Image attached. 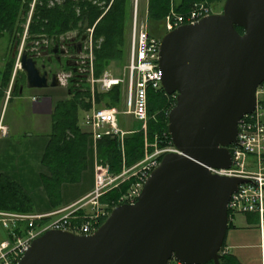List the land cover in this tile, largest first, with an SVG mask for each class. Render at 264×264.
Wrapping results in <instances>:
<instances>
[{"label": "water", "instance_id": "1", "mask_svg": "<svg viewBox=\"0 0 264 264\" xmlns=\"http://www.w3.org/2000/svg\"><path fill=\"white\" fill-rule=\"evenodd\" d=\"M21 64L29 88L59 87L58 74L42 72L36 55L24 51ZM159 66L164 91L177 95L168 131L179 152L165 154L138 201L113 208L94 234L49 230L19 264H222L229 200L247 180L210 168L231 167L238 123L258 103L264 0H226L222 12L167 32Z\"/></svg>", "mask_w": 264, "mask_h": 264}, {"label": "built area", "instance_id": "2", "mask_svg": "<svg viewBox=\"0 0 264 264\" xmlns=\"http://www.w3.org/2000/svg\"><path fill=\"white\" fill-rule=\"evenodd\" d=\"M133 31L131 37L130 60L127 66L126 78L118 77L110 71H105L101 78L94 79L102 91H109L114 86L127 82L128 111L143 128L149 121L148 96L150 91L164 92L162 73L160 71L161 38L152 36L139 27V0L134 1ZM217 12L202 3H197L187 14L172 11L166 17L167 32L186 24H195ZM22 55V54H21ZM20 55V56H21ZM19 56L20 60L21 57ZM78 74L81 78L88 77L93 68L88 66V59L82 55L77 57ZM22 67V64H21ZM92 67V66H91ZM60 86H68L74 73H59ZM94 89V86H93ZM264 94V82L257 90V96ZM176 100L177 95H168ZM251 114L245 115L238 123L236 143L230 149L232 165L229 169L210 168L215 175L240 177L247 182L238 185V190L232 194L228 205L229 221L236 214H255L258 223L264 230V105L259 101ZM121 112L117 108L93 107L85 113L84 124L89 127L91 136L100 140L103 136H117L121 129L119 125ZM5 132V131H4ZM171 138V137H170ZM167 139V138H166ZM170 152H179L171 140L165 145H154V149L143 160L132 167H124L118 175L110 172L108 164L97 165L95 187L92 192L70 207L51 212H15L0 210V225L7 232V237L0 242V264H19L30 249L35 239L49 230H65L79 235H92L108 218L113 208L121 204H135L151 173L160 165L162 157ZM255 167V170L251 168ZM133 179L129 189L119 198L118 205L101 204L100 198L109 189L118 187L122 181ZM90 206V210L85 208ZM77 207L76 209H73ZM82 212V213H80ZM64 215L49 221L50 218ZM222 254L228 250L222 248ZM170 264H182L172 260Z\"/></svg>", "mask_w": 264, "mask_h": 264}, {"label": "trees", "instance_id": "3", "mask_svg": "<svg viewBox=\"0 0 264 264\" xmlns=\"http://www.w3.org/2000/svg\"><path fill=\"white\" fill-rule=\"evenodd\" d=\"M105 1L109 6L107 11L92 5L87 0H63L61 5L56 3L52 5L50 0H37L29 25V33L32 36V40L46 34L51 36L65 34L74 28L80 30L82 37L85 29L95 24L96 39L100 37L104 39L100 48L101 52L108 59L117 57L124 36V21L128 17L129 10H131V2H129L130 0ZM196 1L198 2V0H184L177 6L176 11L180 14H187L194 4L197 3ZM32 2L33 0H0V35L8 33L11 36L15 35L16 32H24V27L20 26L19 28L17 23L18 21L24 23L27 20ZM77 9L81 10L80 14L77 13ZM169 10V0H150V15L153 16V19L166 18ZM237 29L241 33L244 32L243 28L238 27ZM12 65L13 62L10 61L3 75V87L10 82L13 70ZM105 71L106 69L102 71L99 77ZM79 82H84V80L79 75H76L71 79L70 84L76 86ZM119 87V85H116L109 91H98V100L105 96L116 98L114 92L119 93ZM72 91L74 92L73 97L67 100H60L54 107L53 133L43 158V164L49 172V174L43 176L44 187L49 199L54 204L53 208H58L61 205L62 185L73 182L79 183L82 180L84 170L88 167L86 143L91 136V131L83 129L80 124V115L82 112L89 111L91 107L88 106L90 104L84 103L86 97L82 93V88H76L75 91L72 89ZM86 91V94L90 97V86L86 88ZM169 97L163 91H150L148 96L150 119L148 121L147 138L154 139V136L158 133L159 138L156 139V136L154 141H158L160 146L165 145L167 140H171L167 124L168 116L167 114V117L163 116L166 119L165 124L154 122L151 119V112L157 111L160 102L163 103ZM107 108L112 107L107 106ZM143 139V133L127 137L123 148L117 136H103L98 140L100 163L108 164L111 174H120L124 167H132L144 159ZM133 181V179H129L104 194L100 198L101 204H108L111 207L118 205L119 198L129 189ZM56 201L58 204H55L57 203ZM0 210L23 213L35 212L33 199L29 193L6 175H0ZM230 222L228 223L229 226ZM227 260H229L228 254H223L220 260L221 263L228 264ZM208 264L214 263L210 262Z\"/></svg>", "mask_w": 264, "mask_h": 264}, {"label": "rangeland", "instance_id": "4", "mask_svg": "<svg viewBox=\"0 0 264 264\" xmlns=\"http://www.w3.org/2000/svg\"><path fill=\"white\" fill-rule=\"evenodd\" d=\"M92 3V5L97 6L101 9H105L107 11L108 5L105 0H87ZM134 1L130 0L131 2V10H129L128 17L124 21V36L123 41L120 44V52L117 54V57L108 59L105 57L104 53L101 52V46L103 44V37H100L96 39L95 37V24L90 27L86 28L85 32L83 34L88 35L87 40H85L83 44L82 50L78 53L79 59L82 57V55L86 56L88 61V66L90 65L89 69L93 68V72L90 71L89 76L84 80V82H79L78 84L72 85L68 84V86H59L56 89L52 90L49 89L47 91H44L42 94L48 93L53 95L54 101L57 103L60 100H67L68 98H71L74 96V92L76 88L80 89L82 88L84 97V103L90 104V110L93 107L97 108H107V106L117 108L121 112L120 116V129L121 132L119 135H117L118 139L121 141L122 146L124 148V142L127 137L138 135L139 133H143L144 137V158L152 152L155 145V137L156 139L159 138V134L156 133L154 136V139L147 138V132L149 130V123H147V127L143 128V124H140L138 121H136L133 116L130 114H126L128 111V85L127 82L121 83L119 86V93H115L116 98L113 96H105L98 100L97 92L100 91L98 85L95 83L93 84L94 79H99V77L103 70L106 69V71L112 72L114 75L122 78H126L127 74V66L129 64L130 60V50H131V37H132V31H133V12H134ZM184 0H169V13L172 11L178 13L176 11L177 6H179ZM226 0H198L197 3H202L212 9V11L215 12H222L224 3ZM63 0H50V3L52 5L59 4ZM37 3V0H33L31 4V9L29 11V14L27 16V20L23 23L21 21H18V27L20 26L24 27V32H16L15 35H11L8 33L0 35V112L2 111V107L4 106V116L3 119H5L6 124H13L18 125L19 130L16 131L14 134H11L13 136V139L16 141L15 146L18 142H25V138L29 137V135H38L44 134L51 129V120L47 116H41V115H35L30 111V104L22 99L21 92H23L26 97L32 96L33 94H38L42 92L39 89H31L28 87V83L26 80V72L21 67V60L19 56L21 55L22 50H27L28 53L31 55H36L37 59L39 61V66L42 68V65L45 63L48 65L47 57H45V53H49L50 56L54 58L53 65L48 66V69L52 70L56 73H65L70 74L74 73L73 70L66 65V60L70 57L66 55H60L63 59V63H59L56 60V55L52 53L51 49L55 47L56 45H61L63 42L64 37H69L71 35H79L78 37L81 38V32L78 30V28H74L71 31L68 32V34H60V35H44L41 36L35 40H32V36L29 33V25L31 23L33 11L35 8V5ZM195 3V4H197ZM194 4V5H195ZM81 10L77 9V13L80 14ZM168 13V14H169ZM167 17V16H166ZM139 27L146 29L150 35L156 36L157 38H162L164 34L167 33L166 29V18L156 20L153 19V16L150 15V0H139ZM18 45L17 50L15 51L17 53L16 56H14V47L15 45ZM33 53V54H32ZM22 56V55H21ZM20 56V57H21ZM48 56V55H47ZM73 58V57H72ZM10 61L13 62V70H12V76L10 78V82L7 86L3 87L2 80L3 75L6 72L8 65ZM12 64V63H11ZM92 66V67H91ZM77 73H74L75 77ZM99 77V78H98ZM90 86L91 93L90 97L87 95L86 88ZM93 86L95 89H93ZM67 90H71V94L67 93ZM86 95V96H85ZM176 102H174V99L168 98L165 99L164 102H160L159 109L155 111L154 113L151 112V119L154 122H162L165 124V118L167 117L170 110L174 107ZM113 105V106H112ZM23 107V109H22ZM30 114V116H29ZM167 114V116H166ZM164 116V117H163ZM27 117H29L27 119ZM85 114L84 112L80 115V124L82 126V122L84 120ZM168 118V117H167ZM150 119V115H149ZM37 121L42 122V126L39 129L41 123L37 125ZM168 124V123H167ZM36 126V127H34ZM89 128V127H88ZM143 130V131H142ZM152 140V141H151ZM159 145V144H158ZM87 149L89 147H94V178H93V185L95 187V181H96V172H97V165L100 164V158L98 156V141L94 140L92 136L88 138V141L86 143ZM160 146V145H159ZM70 148V147H69ZM67 148V150H69ZM1 151V147H0ZM89 158V156H88ZM90 166V158L88 159V167ZM86 168L84 170L83 175L85 172L89 169ZM251 170H255V167L251 168ZM47 172V171H46ZM49 174V172H47ZM82 175V177H83ZM127 181V180H126ZM122 181L119 186L126 182ZM82 180L79 182L81 183ZM77 183V182H76ZM74 184V182H73ZM90 187V185H89ZM117 188V187H114ZM109 189V191L113 190ZM107 191V192H109ZM106 192V193H107ZM105 193V194H106ZM77 204V203H76ZM75 205V204H74ZM108 205V204H106ZM70 207V206H69ZM77 207L73 208L76 209ZM85 208H88L90 210V206H87ZM31 213V212H29ZM65 213H61V215L52 217L49 219V221H53L54 219H57L58 217L64 215ZM235 216L240 217L243 216L242 214H236ZM234 221V220H233ZM7 237V232L5 229L0 225V242L3 241Z\"/></svg>", "mask_w": 264, "mask_h": 264}, {"label": "crops", "instance_id": "5", "mask_svg": "<svg viewBox=\"0 0 264 264\" xmlns=\"http://www.w3.org/2000/svg\"><path fill=\"white\" fill-rule=\"evenodd\" d=\"M56 88H31L39 89L42 92L29 97H26L21 92L20 97L30 104V111L33 114L47 116L51 120L50 131L44 134L39 133L38 135L31 134L28 138H25L26 143L18 142L19 146H15L16 141L11 134L18 131L19 126L5 123V119H3L5 105H3L0 112V175L10 177L29 193L33 199L35 212H51L67 208L80 202L94 189L95 159L94 147L92 146L88 149L90 166L83 175L82 182L74 184L65 183L62 185L60 207L53 208L54 204L49 199L45 190L43 176L47 174L48 170L43 164V158L53 133V112L56 102L53 95L42 93ZM99 90H101L100 87ZM67 93L71 94L69 90H67ZM257 98L264 105V94H259ZM40 123L39 129H37L39 131L43 123L37 121V125ZM82 123L83 129L90 131L84 124V121ZM55 204H58V202ZM242 215L240 217L234 216V221L230 222L226 235L224 249H227L229 252L228 264H264V230L260 228V224L258 223L259 217L255 214L242 213Z\"/></svg>", "mask_w": 264, "mask_h": 264}, {"label": "flooded vegetation", "instance_id": "6", "mask_svg": "<svg viewBox=\"0 0 264 264\" xmlns=\"http://www.w3.org/2000/svg\"><path fill=\"white\" fill-rule=\"evenodd\" d=\"M65 34H68V32L67 33H65ZM79 35H76V36H74V35H71V36H69V37H64L63 38V42H62V44L59 46V45H56V46H58L59 47V49L60 50H65L66 51V53L65 54H61V53H58V54H55L56 55V60L59 62V63H63V59H62V57L60 56V55H66V56H68V57H70L69 59H67L66 60V65H67V63H69V62H71V64H73V65H75L76 67L78 66L77 65V57H78V46H79V44H81L82 45V48H83V44H84V42H85V40H87V38H88V35H86V34H84V35H82V37L81 38H79L78 37ZM83 37L85 38V39H83ZM15 46H18L17 44L15 45ZM15 48V47H14ZM54 49V47L51 49V51ZM24 51H27V50H22V52H21V54H23V52ZM28 52V51H27ZM50 53V52H49ZM49 53L47 54V53H45V57H47L48 59H47V61H48V65L47 64H43L42 65V68L39 66V61H38V59H37V56H36V59H37V61H38V66H39V68L42 70V72H44L45 70L46 71H48L49 73H50V76L53 74V73H56V72H53L51 69L49 70L48 69V66H52L53 65V60H54V58L52 57V56H50L49 55ZM53 53V52H52ZM28 54H30V53H28ZM33 54V53H32ZM54 54V53H53ZM14 56H16L17 55V53L16 52H14V54H13ZM31 55V54H30ZM48 55V56H47ZM61 57V61H59V58ZM73 57V58H72ZM68 66V65H67ZM58 74V73H57ZM86 79V77H84V78H82V80H85ZM26 80H27V77H26ZM50 80H51V78H50Z\"/></svg>", "mask_w": 264, "mask_h": 264}]
</instances>
